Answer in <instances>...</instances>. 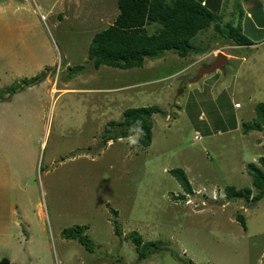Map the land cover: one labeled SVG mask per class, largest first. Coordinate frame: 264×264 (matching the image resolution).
<instances>
[{
	"label": "rangeland",
	"instance_id": "rangeland-1",
	"mask_svg": "<svg viewBox=\"0 0 264 264\" xmlns=\"http://www.w3.org/2000/svg\"><path fill=\"white\" fill-rule=\"evenodd\" d=\"M249 2L223 0L222 30L249 16L264 34V11ZM118 12V0H0V260L264 264V196L225 192L258 193L248 164L262 166L264 131L242 124L264 101V38L236 45L213 24L194 40L200 53L96 68L90 42ZM220 52L225 71L192 82ZM146 105L164 110L152 116L151 145L140 146L139 133L108 139L126 109ZM176 167L192 194L171 175ZM78 226L92 249L65 237ZM135 232L162 246L139 260Z\"/></svg>",
	"mask_w": 264,
	"mask_h": 264
},
{
	"label": "trees",
	"instance_id": "trees-1",
	"mask_svg": "<svg viewBox=\"0 0 264 264\" xmlns=\"http://www.w3.org/2000/svg\"><path fill=\"white\" fill-rule=\"evenodd\" d=\"M222 3L223 0H118L119 12L114 22L95 33L89 45L88 56L94 60L96 68L108 65L120 69L141 67L147 58H157L169 50L180 57H187L191 53H198L201 50L194 45V40L199 32L208 29L213 24L220 34L235 42L236 45H251L254 42L253 39L264 38V34L261 35V29L259 30L260 24L254 23L249 16H247L246 22H242L243 19L238 20L236 24L233 20L227 22L226 29L222 30L217 16ZM248 5L249 8L260 11V13L264 11V2L260 0L249 2ZM259 18L260 16L257 15V22ZM152 24H156L157 29L150 33L148 26ZM244 27H249L253 31L251 36ZM261 28L264 30V25H261ZM257 36L258 38H255ZM163 111L158 105L126 109L124 119L119 122L120 132L108 135V139H118L139 133V145L148 147L153 140L152 116ZM255 112L256 116L252 121L243 122L244 132L264 131V101L256 104ZM260 162L261 167L253 162L248 164V172L253 177V185L258 193L253 195L251 187L238 189L233 185H227L225 192L228 197L235 200L241 198L251 202L258 201L264 196L263 156L260 157ZM169 171L182 185L185 193H193L192 183L183 168L176 167ZM238 217L242 225L245 226L244 216L239 215ZM84 232L85 228L78 226L75 230L66 231L65 237L76 239L87 249H92L90 240L82 235ZM131 238L139 253V260L153 254L152 247L162 246L159 241L143 243L142 236L136 232L131 235Z\"/></svg>",
	"mask_w": 264,
	"mask_h": 264
},
{
	"label": "water",
	"instance_id": "water-1",
	"mask_svg": "<svg viewBox=\"0 0 264 264\" xmlns=\"http://www.w3.org/2000/svg\"><path fill=\"white\" fill-rule=\"evenodd\" d=\"M228 61L227 54L220 52L210 65H204L200 68L199 73L192 79V81L197 82L204 75L211 74L216 70L225 71V66L228 64ZM0 264H11V261L9 258L4 257L0 260Z\"/></svg>",
	"mask_w": 264,
	"mask_h": 264
},
{
	"label": "flooded vegetation",
	"instance_id": "flooded-vegetation-1",
	"mask_svg": "<svg viewBox=\"0 0 264 264\" xmlns=\"http://www.w3.org/2000/svg\"><path fill=\"white\" fill-rule=\"evenodd\" d=\"M211 63H212V62H211ZM211 63H210V64H211ZM210 64H207V65H210ZM219 71H221V70H216L215 72H219ZM215 72H214V73H215Z\"/></svg>",
	"mask_w": 264,
	"mask_h": 264
},
{
	"label": "clouds",
	"instance_id": "clouds-1",
	"mask_svg": "<svg viewBox=\"0 0 264 264\" xmlns=\"http://www.w3.org/2000/svg\"><path fill=\"white\" fill-rule=\"evenodd\" d=\"M193 82V81H192ZM196 136H198V135H196ZM182 186V185H181Z\"/></svg>",
	"mask_w": 264,
	"mask_h": 264
},
{
	"label": "crops",
	"instance_id": "crops-1",
	"mask_svg": "<svg viewBox=\"0 0 264 264\" xmlns=\"http://www.w3.org/2000/svg\"><path fill=\"white\" fill-rule=\"evenodd\" d=\"M264 2V1H263Z\"/></svg>",
	"mask_w": 264,
	"mask_h": 264
}]
</instances>
